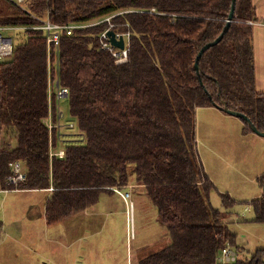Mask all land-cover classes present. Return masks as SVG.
Instances as JSON below:
<instances>
[{
  "label": "trees",
  "instance_id": "obj_1",
  "mask_svg": "<svg viewBox=\"0 0 264 264\" xmlns=\"http://www.w3.org/2000/svg\"><path fill=\"white\" fill-rule=\"evenodd\" d=\"M0 27L18 28L14 55L0 60V187L21 161V189L53 188L45 209L53 224L98 203L110 187L146 188L170 243L141 264H218L231 245L230 264H264V249L241 256L238 234L225 213L210 203L216 190L198 157L197 110L226 105L264 132V96L256 92L252 0H237L222 40L201 49L225 30L232 0H0ZM8 8V10H7ZM118 14V15H117ZM116 15L115 32L130 34L128 61L117 64L102 48L108 24L63 33L48 63L46 33L35 27L49 18L60 25ZM51 81L68 88L70 113L84 144L51 156ZM52 117L59 121L53 94ZM245 131L253 132L245 123ZM54 149L58 134L53 131ZM16 145L14 146V143ZM12 144L14 147H12ZM264 187V175L261 177ZM223 205L235 200L222 194ZM249 204V203H248ZM228 205L230 207H228ZM264 224V194L250 202Z\"/></svg>",
  "mask_w": 264,
  "mask_h": 264
},
{
  "label": "rangeland",
  "instance_id": "obj_2",
  "mask_svg": "<svg viewBox=\"0 0 264 264\" xmlns=\"http://www.w3.org/2000/svg\"><path fill=\"white\" fill-rule=\"evenodd\" d=\"M1 6L4 8L0 3ZM6 34L15 37L18 33L8 31ZM52 87L55 93L53 81ZM58 113L63 135L60 147L65 149L69 144H84V133L70 113L68 97L58 99ZM243 122L242 119L227 113L203 109L197 113L196 132L199 160L216 188L210 194V203L224 211L225 220H228L230 228L238 234V244L245 250H240L241 256L245 257L258 249H264V224L253 222L255 214L250 205L251 201L264 192L260 178V171L264 167V145L242 137ZM14 146L12 144V147ZM130 170L133 177V166H130ZM138 193L140 195L136 199ZM222 194H228L235 200L233 207L228 205L230 208H226L223 205ZM4 195L0 194V202ZM113 199V207L119 214L111 216L102 234L88 240V243H96L98 254L105 257L119 254V263L122 264L123 254L126 256L129 248L131 261L140 264L169 245L167 229L161 224L158 211L150 202L146 188L136 190L135 199H132L134 205L132 238H127L129 228L126 205L117 196ZM101 206L103 203L92 210L99 211ZM95 217L93 225H89V231L99 229L103 224V217Z\"/></svg>",
  "mask_w": 264,
  "mask_h": 264
},
{
  "label": "crops",
  "instance_id": "obj_3",
  "mask_svg": "<svg viewBox=\"0 0 264 264\" xmlns=\"http://www.w3.org/2000/svg\"><path fill=\"white\" fill-rule=\"evenodd\" d=\"M252 3L258 19L252 25L256 92L264 96V0H252ZM16 30L18 28L8 31L16 32ZM48 96L50 104L49 116L52 117L53 94L48 92ZM203 109L226 113L217 107L200 108L197 113ZM227 115L230 114L227 113ZM245 123L244 121L241 127L242 137L264 145V137L254 132H246ZM57 124L59 126L56 130L58 138L55 141L57 149L53 147V134L50 142H52L54 152H64V149L60 147L63 135L59 121ZM260 172L262 177L264 175V167ZM142 187L135 183V177L133 176L128 186L120 188L122 192L131 190L132 200L135 199V191ZM51 188L46 190L21 189L9 193H0L5 194L0 202V264H121L119 263V254H112L110 257L102 256L98 254L95 242L88 243L89 239L103 233L104 226H107L112 215L119 214L116 208L113 207V198L117 196L126 205L121 194L110 187L108 191L101 194L98 203L70 215L60 222L50 224L48 223L45 205L52 195L53 190ZM139 195L140 193L136 194V199ZM100 203H103V206H101L99 211L92 210L93 207L100 205ZM95 216L103 217V224L99 229L89 231V225H93L96 220ZM127 238L129 239L128 234ZM128 239L127 242H129ZM127 250L128 254L126 256L123 254L124 261L122 264H134L130 259L129 248Z\"/></svg>",
  "mask_w": 264,
  "mask_h": 264
},
{
  "label": "built area",
  "instance_id": "obj_4",
  "mask_svg": "<svg viewBox=\"0 0 264 264\" xmlns=\"http://www.w3.org/2000/svg\"><path fill=\"white\" fill-rule=\"evenodd\" d=\"M15 4L19 6L25 5L27 0H11ZM118 15V14H117ZM116 15H110L103 18L96 19L87 23H76L70 25H60L52 22L48 17L41 20V24L35 28L43 30L47 35V47H48V63L50 68V53L53 47H57L60 44V40L63 33H67L71 35L74 33L76 29L88 28L92 26L99 25L101 23H107L108 28L100 34V42L103 49L110 51L116 59L117 64H123L128 61L129 54V40L130 34L124 32H115L114 29L118 26L113 23V18ZM15 29L14 27H0V59L5 60L9 59L14 55L15 49V38L9 34H6V31ZM115 32L116 38L119 40L120 38L124 39V49H120L115 47L108 36V32ZM55 84V93L53 92L51 76L49 74V93L56 94L57 99H63L69 96L68 88L59 86L58 82H53ZM45 124L49 128L50 135L52 136L53 131L58 129L59 126L57 123L53 122L52 117L49 116L44 120ZM51 156H59L64 157V152H54L52 149L51 142ZM11 174L6 179L5 187H0V193H9L11 191H19L21 190L20 185L27 180V174L24 169V166L21 161H15L10 164ZM111 189L116 190L126 202L127 205V221L129 228V238L133 237V202L131 200L132 191L129 190L127 192H122L121 188L116 186ZM53 190V188H51ZM131 201V202H130ZM238 254L231 245H227L224 247L217 258L218 264H230L237 261Z\"/></svg>",
  "mask_w": 264,
  "mask_h": 264
},
{
  "label": "water",
  "instance_id": "obj_5",
  "mask_svg": "<svg viewBox=\"0 0 264 264\" xmlns=\"http://www.w3.org/2000/svg\"><path fill=\"white\" fill-rule=\"evenodd\" d=\"M236 1L237 0H232V8H231V12L229 14V19H228V23H227V26L224 30V32L214 41L212 42H209L208 44H206L202 49L201 51L199 52V55L197 57V60H196V63H195V68L197 70V72L200 73V70H199V60L202 56V54L208 50L209 48L217 45L223 38L225 32L227 29H229L230 27V24L231 22L233 21V18H234V14H235V8H236ZM108 36L110 38V41L111 43L117 47V48H120V49H124V46H125V43H124V39L123 38H120L119 40L116 38L115 36V32L113 31H109L108 32ZM219 109L223 110L224 112L232 115V116H235L237 118H240L242 120H244L245 122H247L249 124V126L252 128L253 132L260 135V136H263L264 137V132L260 131L257 126L255 124L252 123V121L243 113H240V112H236V111H233V110H230L226 105H223V106H218ZM264 189V187H263ZM264 194V192H263Z\"/></svg>",
  "mask_w": 264,
  "mask_h": 264
}]
</instances>
